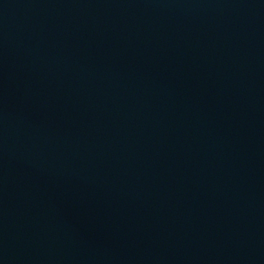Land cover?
I'll list each match as a JSON object with an SVG mask.
<instances>
[{
	"label": "water",
	"instance_id": "water-1",
	"mask_svg": "<svg viewBox=\"0 0 264 264\" xmlns=\"http://www.w3.org/2000/svg\"><path fill=\"white\" fill-rule=\"evenodd\" d=\"M0 264H264V0H0Z\"/></svg>",
	"mask_w": 264,
	"mask_h": 264
}]
</instances>
